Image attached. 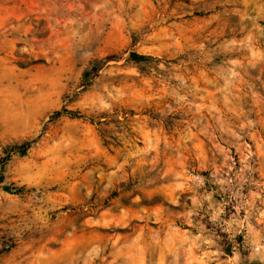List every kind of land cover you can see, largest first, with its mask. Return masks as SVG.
Listing matches in <instances>:
<instances>
[{"label":"rangeland","instance_id":"1","mask_svg":"<svg viewBox=\"0 0 264 264\" xmlns=\"http://www.w3.org/2000/svg\"><path fill=\"white\" fill-rule=\"evenodd\" d=\"M7 153L0 264H264V0H0Z\"/></svg>","mask_w":264,"mask_h":264},{"label":"trees","instance_id":"2","mask_svg":"<svg viewBox=\"0 0 264 264\" xmlns=\"http://www.w3.org/2000/svg\"><path fill=\"white\" fill-rule=\"evenodd\" d=\"M129 58L135 62H138V61H142V60H145V59H148L149 56L147 55H144V54H138L134 51H130L129 52ZM62 111H65V112H68L74 116H79L80 114H78L77 112L73 111V110H62ZM56 114L59 113V110H56L55 111ZM29 145V143H25V144H22L20 147V152L23 153L26 149V147ZM9 156V153L6 154V156H4V158H2L1 160V166H0V189L3 190V191H6L8 193H19L23 190V187H19V186H16L15 184H13L12 182H7L4 180V174H3V163H4V160L6 158H8ZM249 252L247 250H243V249H239V256H240V263L241 264H246L248 263L250 260H249Z\"/></svg>","mask_w":264,"mask_h":264}]
</instances>
